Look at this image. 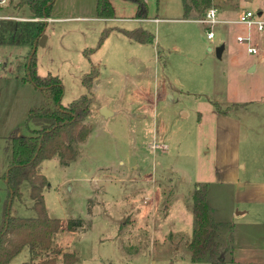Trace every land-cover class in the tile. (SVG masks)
I'll use <instances>...</instances> for the list:
<instances>
[{"label": "rangeland", "instance_id": "rangeland-1", "mask_svg": "<svg viewBox=\"0 0 264 264\" xmlns=\"http://www.w3.org/2000/svg\"><path fill=\"white\" fill-rule=\"evenodd\" d=\"M146 1L147 18L160 19L138 21L134 19L135 2L111 0L117 16L122 18L98 24L142 26L152 32L155 39L147 44L151 64L160 62L164 66L160 77L167 79L171 97L155 100L151 92L148 96L147 81L143 93L135 91L130 63L123 56L115 59L111 52L117 43L122 45L115 38L97 52L102 63L94 106L106 102L113 113L104 116L97 108L91 110L85 121L93 130L78 143L77 158L63 165L56 155L43 160L40 169L50 184L44 190L47 211L62 219L64 225L53 238V247L60 249L56 264H66L63 254L69 252L77 258L74 264H210L207 260L193 262L189 248L194 228L193 192L197 184L213 182L216 138L210 99L224 105L247 101L246 106L229 113L242 122L236 135L237 155L241 153L242 164L251 165L264 153V33L254 29L259 53L249 55L236 39L244 32L243 25L217 24L215 37L208 39V26L193 20L194 16L187 19L182 0ZM12 3L8 13L32 16L27 5L19 0ZM210 7L218 8L221 17L238 19L245 10H264V0L214 1ZM193 12L202 18L206 11ZM100 36L94 35V44L84 45L81 53L89 55L85 50L97 48ZM65 39V45L55 43V51L61 53L55 68L66 67L60 78L64 85L62 103L67 105L87 93V87L72 68V60L66 61L68 56H64L76 53L79 34L69 33ZM224 43L230 51L217 57L215 48ZM29 49L28 45L0 43V217L7 197L3 174L11 159L9 136L15 130L28 134L35 127L27 124L30 108L53 106L45 92L22 79ZM41 51L37 46L36 54ZM250 59L258 62L255 71L247 67ZM137 112L147 116L134 117ZM185 112L187 116H183ZM200 173L204 179H200ZM209 186L211 217L214 221H229L234 215L231 199L226 195L216 201L211 193L213 183ZM31 189L32 183L25 180L23 197L12 203L14 214L36 216ZM242 217L238 215L239 220ZM249 218L250 214L245 215ZM72 219H81L82 225L69 228ZM221 233L225 237L230 231L223 228ZM45 253L42 257L51 255ZM40 259L31 261L29 248L25 247L11 264H33Z\"/></svg>", "mask_w": 264, "mask_h": 264}, {"label": "trees", "instance_id": "trees-1", "mask_svg": "<svg viewBox=\"0 0 264 264\" xmlns=\"http://www.w3.org/2000/svg\"><path fill=\"white\" fill-rule=\"evenodd\" d=\"M136 3L137 18H147L148 3L146 0H131ZM186 18L192 16L193 11L205 12L214 1L227 0H182ZM27 5L31 17L37 20L5 21L0 31V42L28 45L30 50L25 60V76L23 80L31 82L36 88L45 92L46 97L53 101V106L30 108L27 115L28 134H20L17 130L9 136L11 159L7 170L3 174L6 180L7 197L4 202V211L0 217V264H11L25 247L29 248L31 261L41 259L33 264H56L60 249L53 247L55 234L63 228V220L49 215L44 198L45 187L49 186L46 176L41 173L43 160L58 155L61 164L69 165L79 154L78 143L84 142L93 130V126L85 120L90 114L92 105L91 86L98 76L99 70L92 69L82 77L83 84L88 92L82 93L67 105L62 103L64 85L59 75L48 73L41 75L37 67V52L33 48L44 33L48 21L42 18L50 17L55 0H19ZM97 15L101 18L114 17V7L110 0H97ZM198 18L197 15L194 16ZM112 28H104L101 32L98 46L108 36ZM129 38L152 43L155 35L143 27L132 29L118 28ZM97 46V47H98ZM91 47L88 51H94ZM32 183V198L36 216L21 217L11 210L15 199L23 197L22 184L24 181ZM209 183L197 184L194 190L193 214L194 228L189 248L193 262L207 260L210 264H226L231 246H228L221 233L223 228L232 231L230 221H214L211 217V206L207 201ZM82 225L81 219L68 221V227ZM45 252H51L46 255ZM66 264H74L77 258L71 252L64 253Z\"/></svg>", "mask_w": 264, "mask_h": 264}, {"label": "crops", "instance_id": "crops-1", "mask_svg": "<svg viewBox=\"0 0 264 264\" xmlns=\"http://www.w3.org/2000/svg\"><path fill=\"white\" fill-rule=\"evenodd\" d=\"M135 13L136 9L134 11V14ZM191 14L192 16H195L194 12ZM121 18L122 17L117 16L115 8L114 17H98L97 0H55L50 20L44 30L46 37L41 45H37L42 48V51L37 54L38 72L41 75H46L54 71L57 75L61 76L62 71L64 72L66 67L63 70L55 68L56 59L61 58L59 50L58 52L55 51V43L65 45L67 43L65 37L69 33H78L80 44L74 55H67L64 53V56H68L65 57L66 61L72 60V63H70L72 68L75 69L77 72L76 74L81 75L82 77L92 69L99 70V65L102 63V57L100 55L96 56V54L105 46L110 45L108 42L111 38H115L116 41L122 45L117 43L115 47L111 49V52L114 53L115 59L118 56H123L124 59L130 63L132 69V75L130 78L136 84L135 91L143 93L145 91V84L143 83H146L147 81L148 87L150 85L147 90L148 96L151 92L155 97V100L161 99L164 96L171 97L166 84L167 79H161L160 77L161 71L164 72V66L160 65V62L158 63L159 65L156 62L154 65L151 64L149 53L150 48L147 46V44L150 43L140 42L129 38L118 29L122 26L117 24L110 26L105 24L104 27L100 26V23L98 24L99 21L107 23ZM134 19L139 21L142 19L158 20L160 18L135 17ZM198 19L199 18H193V20L196 21H198ZM88 23L92 25H89ZM49 25H51L50 30ZM106 27L112 29L104 39L103 43L94 51H90L89 55L82 54V49L85 46L94 44V35L98 37ZM244 32H246V28ZM209 50L214 52L212 48H209ZM228 50L230 51L228 45L224 43L222 56H224ZM73 57L74 59H72ZM260 62L262 61L260 60ZM252 65H255L256 70L258 62L255 59H250L247 64L248 69ZM46 71L49 72L44 74ZM99 74L94 79L91 86L90 92L92 97H94L91 110L93 111V109L97 108L101 115H104L102 113L103 108L106 107L108 109L109 107L106 102H103L96 107L94 106V92L100 85ZM163 75L166 76L164 73ZM138 80L141 82L139 85ZM151 84L154 85V88L151 87ZM210 104L209 111L212 113V121L215 125L212 126L215 130L216 155L213 161L214 166H212L211 171L213 182L204 183H213L214 188H211V193L216 198V201L217 199L218 201L222 200L226 195L232 201L234 215L228 220L233 225V229L230 234L225 236L226 244L231 246L232 249L231 253L228 254L230 259L226 264H264V153L253 161L254 164L249 165V163L246 162H243L244 164H242L243 159L241 153L237 155L238 139L236 138L237 130L239 131L241 129L242 122H240L241 120H235L229 115L234 109H241L246 106L247 101H234L224 105L218 101L210 99ZM108 111L110 110L108 109ZM112 113L113 112L110 111V114L104 116H109ZM187 115L186 112L183 113V116ZM146 116V113L141 112H137L134 115V117L137 118H144ZM154 144L155 146H160L158 143H153L152 146H154ZM200 179H204L202 173H200ZM206 179H208V177ZM234 211H236V213ZM247 214H250L249 219H245V215ZM238 215H240V217L243 216L242 220L244 221L239 220Z\"/></svg>", "mask_w": 264, "mask_h": 264}, {"label": "built area", "instance_id": "built-area-1", "mask_svg": "<svg viewBox=\"0 0 264 264\" xmlns=\"http://www.w3.org/2000/svg\"><path fill=\"white\" fill-rule=\"evenodd\" d=\"M13 0H0V31L2 25L5 21H29L37 20V18L32 17H22L17 16L7 12L12 6ZM45 21H49L50 17L42 18ZM199 22L206 24L208 28L206 29V34L208 39H213L215 37L214 26L217 24L231 23V24H241L246 28V32L239 33L236 39L239 44L245 46L246 52L249 54H258L259 47L255 43L254 39V29L257 28L259 32L264 33V11H254L245 10L241 13L238 19H226L221 18L219 15V10L216 7H209L204 16L198 19ZM262 44L264 46V35L262 37ZM1 43V42H0ZM2 59L0 58V63Z\"/></svg>", "mask_w": 264, "mask_h": 264}, {"label": "water", "instance_id": "water-1", "mask_svg": "<svg viewBox=\"0 0 264 264\" xmlns=\"http://www.w3.org/2000/svg\"><path fill=\"white\" fill-rule=\"evenodd\" d=\"M45 37H46V35L43 33V34L41 35V37L39 38V40H38V44L41 45V44L43 43ZM38 44H36V45L34 46V48H33V52L36 50V47H37ZM223 50H224V44H222V45L216 47V49H215V54H216V56H217V57H221V56H222V52H223ZM254 70H255V65H252V66L249 68V71H254ZM102 113H103L104 115H108V114H110V111H108V109H107L106 107H104L103 110H102Z\"/></svg>", "mask_w": 264, "mask_h": 264}]
</instances>
